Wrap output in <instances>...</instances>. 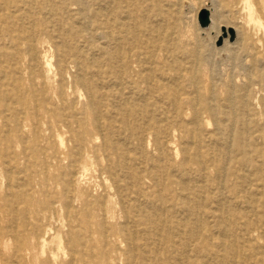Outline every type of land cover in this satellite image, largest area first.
I'll return each mask as SVG.
<instances>
[{"label":"rangeland","instance_id":"obj_1","mask_svg":"<svg viewBox=\"0 0 264 264\" xmlns=\"http://www.w3.org/2000/svg\"><path fill=\"white\" fill-rule=\"evenodd\" d=\"M31 1L0 0V48L5 49V55H0V187H5L2 197L11 199L8 186L12 179H16L17 198L30 200L33 195L29 217L23 205H15L19 214L15 226L21 228L27 221L34 224L37 218L42 221V227L53 229L54 232L47 235L48 240L57 236L64 241L76 239L87 254L95 251L101 255L107 246L99 240L102 228L98 226V216L106 212L107 231L113 234L114 229H118L121 235L130 237V241L115 239L116 247L126 259L119 264H159L156 259L160 258L158 251L165 264H263L264 0H146V7L133 11L130 23L134 24L135 20L136 24L145 22L152 27L154 21L162 31L165 30L161 37L164 43L159 44L162 51L156 62L172 61L166 73L176 78L183 75L184 88L189 91L195 86L189 84L188 78L198 69L201 92L208 103L213 96L211 91L215 92L219 101L214 106L223 112L220 130L208 114L202 115V127L197 128L193 107L189 104H177L153 93H145L133 101L112 97L108 84L102 83L92 70L97 60L105 64L108 58L94 54V48L104 41L90 35L76 40L72 34L62 32L60 41L66 45V53L58 56L52 41L61 34L64 26L60 28L57 18L38 16L39 9L44 6L43 0H38L35 6ZM85 1L93 11V0ZM114 2L111 21L118 18L116 3L120 0ZM79 9L70 6L71 18ZM203 10H208L214 17V28L210 25L201 27ZM80 19L73 23L78 24L79 31L84 34L85 30L80 28L83 19ZM120 19L127 22L123 17ZM34 22H40L39 28L45 31L30 36V31L25 32L22 25L29 26ZM224 29H233L236 37L232 43L226 39L218 45ZM171 34L173 36L169 37ZM217 36L219 38L215 40ZM30 38L35 41L40 60L35 67L27 54L30 50L26 40ZM12 41L17 42V47ZM104 48L105 45L102 51H106ZM74 54L87 68L82 81L93 85L97 92L102 114L99 127L93 123L87 92L74 93L71 89L72 75L77 72L75 65L69 66L71 75L68 77L58 74L57 62ZM16 57L19 60H14ZM197 57L202 61L195 65L192 60ZM8 73L16 77L17 84L24 86L17 92L25 98V104L14 102L13 105L17 114H9L7 107L11 104L3 101L5 90L12 86L6 78ZM174 81L168 83L170 88L177 87ZM230 88L237 100L243 95L248 103L246 111L251 126L243 135L238 124L233 126V121L229 122L223 116L229 111L222 102L228 99ZM33 117L38 122L37 132L32 129ZM16 118L22 121L20 128L14 124ZM122 122L129 129L120 128ZM150 126H153L152 130ZM50 136L53 147L47 141ZM81 152L85 154L84 160L77 165L74 176L68 155L77 157ZM123 158L136 159L129 164L132 168L122 170L120 159ZM43 166L58 174L60 179L69 175L68 184L60 180L52 189L58 196L64 192L77 195L75 216L78 221L72 223L71 228L63 207H57L54 212L44 210L49 198L34 195L35 191L48 188L43 184ZM108 167L114 168L113 174L117 175V182L124 189L121 193L123 206ZM220 168L221 176L217 174ZM181 184L188 187L200 207L191 211L183 209L185 201L181 197ZM134 186L140 190L142 204L136 207H133ZM107 196L110 200L104 202ZM163 204L171 209L163 210ZM44 214L48 215L45 221L41 219ZM87 217L92 223H86L84 219ZM18 234L3 253L0 264H27L28 260L34 259L29 256L21 259L15 255L16 244L28 239L23 229ZM172 242L176 245L173 246ZM130 243L140 247V250H133L132 258L127 255ZM55 248L54 245L46 247V255L42 248H36L37 264H42L50 255L59 260L57 264L69 262V257ZM76 250L80 252L82 248ZM236 250L253 254L254 260L230 258L228 255ZM138 254L144 261L133 258ZM110 256L114 260L117 254L111 252Z\"/></svg>","mask_w":264,"mask_h":264},{"label":"bare ground","instance_id":"obj_2","mask_svg":"<svg viewBox=\"0 0 264 264\" xmlns=\"http://www.w3.org/2000/svg\"><path fill=\"white\" fill-rule=\"evenodd\" d=\"M93 2H94L95 8L93 11H91L89 10V7L86 5L85 0H58V1L43 0L44 6L41 9H39L38 16L41 15V16H50V17L57 18L60 28L62 25L64 26V29L60 31L61 34L57 37L55 36L56 39L52 41V44L57 49L58 56H60L63 53H66V50H65L66 45L62 44V42L60 41L62 39V32H68L69 34H72L71 36L75 37L76 40L81 39L85 35L87 36L90 35V37L93 36L94 38L98 40L104 41V43L99 44L94 48V54L96 56L105 57V59H106V56L108 58L106 59V62L104 61L105 64L97 60L96 65L94 69L92 70L98 74L99 79L102 81V83L106 82L108 84L112 97H115L117 99H125L127 101L129 100L133 101V100L142 98L145 93H153L157 95L158 97H161L163 99H169L170 101L174 103L181 104V105L189 104L191 107H193L194 121H195V125L197 126V128L202 127V115L208 114L214 120L216 128L220 130L221 129V123H220L221 116L220 115H222L223 112H221L214 106L216 105L215 103L218 102L219 100L215 92H212V91H211V96L212 95L213 96L211 98L209 97L211 99V103H208L207 99H205V97L203 96L201 92V88H200L201 83L199 82L200 80L198 77V73H199L198 69L196 73L193 72L188 78L189 84L194 85L195 89L191 88L192 90L191 89L189 91L185 90L184 85H183L185 78L182 74H181L182 76L176 78L175 76H172L171 74L166 73L167 68L172 65L171 60H167L168 63H165V62L157 63L156 62V59L159 56V52L162 51V49H160L159 44L164 43V40L161 37H163L162 33L165 32V30L162 31V29L158 27V23L154 21L152 22L153 24L152 27H148L147 26L148 23L146 24L145 22L136 24L135 20H134V24L130 23V21L133 20L132 16H133L134 9L138 7H142V8L146 7V0H120L119 3H116V13L118 14V18H115L113 21H111L110 16L112 14V8H113L112 5L115 3L114 0H93ZM30 3L34 4L35 6L38 3V0H32ZM71 5L78 6L80 8L78 12L76 13V16L74 13L72 18H71V12H70ZM104 6H106L105 9H104ZM170 7L172 11L173 7L171 5ZM174 11H176V9ZM120 17H123L127 22L125 23L121 21ZM78 18L83 19V23L80 24V21H78V23L80 24V28L85 30L84 34H81L82 31H79L80 30L78 28L79 25L76 23H73V21L78 20ZM261 18L262 17L258 18L259 22L262 20ZM160 22L162 23V21ZM215 23H216L215 19L211 14L210 24H209L210 27L214 28ZM29 24H30L29 26L23 24L22 29L25 32L30 31V36L35 35V34L37 35V33H43L45 31L44 28H41V29L39 28L42 25L40 22L38 23L34 22V23H29ZM202 28H206V27H202ZM223 31H224L225 37L224 36L221 37L218 40V42L222 40L224 43V40L226 39L230 40L232 31L234 32L236 36V33L233 29H230V30L224 29ZM0 36L2 37L1 32H0ZM172 36L173 34H171L169 37H172ZM218 38L219 36H217L215 40H217ZM27 40H26V43L28 45V49L30 50L28 51L27 54L29 55V57H31V60H30L31 65L35 67L39 65L40 63L39 56L37 55L35 46H34L35 41H33V39L31 38ZM12 42L14 46L17 47V42L15 41H12ZM260 42H263V39H261ZM103 45L106 46V48H104L106 51H102ZM74 49H75V46H74ZM0 55L1 56L5 55L4 48H0ZM17 57L14 58V60H19V58ZM198 58L199 57H197V59L195 60H192V63L195 65L200 64L202 60ZM134 59L136 60L135 63L133 61ZM72 64L75 65L77 72L74 75H72L73 83H72L71 89L73 90L74 93H78L80 91L87 92V95L89 98V106L92 109L91 111L93 114V123L95 127H99L101 119H102L101 118L102 114L99 109L97 92L94 91L93 85L84 83L82 81L84 77L86 76L87 68H84L82 66V63L79 60V57L77 56V54L68 56V59L66 60L62 59L57 62L58 74L63 78H65L66 76L68 77V75H71L69 66ZM8 74L6 75V78L12 82L11 84L12 86H10L8 89L5 90L3 94V101L7 100L6 103L9 102V104H11V107L9 106L7 107L9 114H14V113L17 114V112H15L16 109L13 105H14V102L19 105L25 104V102L23 101L25 100V98L19 92H17L21 90V88H23L24 86L21 83H20L21 86L20 84L16 83L17 80L14 75H12L11 73H8ZM172 81L177 82L178 85L176 88H170L168 86V83ZM62 88L64 89V86L61 87V89ZM249 90L248 91L246 90V91L249 92ZM61 96H62V91H61ZM235 96H236L235 92L231 89L229 92L228 99L222 102V104L225 103L227 105L228 110H229L228 113H225V115L223 116H225L229 122L233 121L232 122L233 126L235 124H238L240 127V134L243 135L244 132H247L249 127L251 126V123L248 118L249 113L248 111H246L248 108V103L245 100V97L243 95L240 96L239 100H237ZM202 102H203V105L201 107L200 105ZM149 107L156 109V106L151 105V104H149ZM139 113L142 114V111H139ZM45 114L47 115L49 114V112H46ZM14 124L16 128H20L22 126V121L19 118H16L14 120ZM37 124L38 122L33 117L32 129L34 132H37L36 131V129H38ZM120 128L129 129L128 126L124 124V122L121 123ZM152 128L153 126L152 127L150 126V130H152ZM35 134L37 135L39 133H35ZM38 136L40 138V135ZM221 138H222V135H221ZM51 139L52 137L50 136L47 139V141H48V144H50L53 147L54 144L51 142ZM230 142L232 143V141ZM84 156L85 154H83L82 152L78 154L77 157H73L71 154L68 155V157H70V163L74 169V172L72 173V175L75 176L77 174L76 167L78 164H80L84 160ZM120 161H121L120 167L122 168V170H124L127 168H132V166H130L129 164L132 163V161H136V159H127V158L124 159L123 158V160L120 159ZM244 166L246 165L244 164ZM112 169L114 170V168L108 167L107 171L108 173L113 175V182H114L113 186L120 199V204L123 206L124 198H123V194L121 193L123 192L124 189H122L121 186L119 185V182H117L118 181L117 175L113 174ZM41 174L44 175L43 184L47 186L48 188H44V189L41 188L39 189V191H35L34 195H36L37 197L43 196V197L49 198L47 199V202L44 204V208H43L44 210H48V211L51 210L54 212L57 210V207L58 208L59 206L61 208L63 207L62 209L66 210V214L68 217L67 218L68 226L71 228V224L78 221V219L75 216V213H77L76 206H75L77 202V199H76L77 195L75 194L72 196V195H69L68 192H64L63 194L58 196L56 192L52 189L55 183L56 182L58 183L60 180L63 181L64 184H68L69 175H67L66 178H64L63 176V179H60V176L58 174L51 172L47 167L44 168V166H43V172ZM217 174L221 176L222 174L221 168L219 169V171L217 170ZM17 185H18V180L16 179L14 180L12 179L9 182L8 191H10L11 199H7V200L2 197V193L4 192L5 187L4 186L0 187V260H2L3 253L10 248V245H11L10 242L14 240L16 235L19 236L18 231L23 229V231L27 234L28 239L27 240L25 239V241L20 240L16 244L15 255H17L21 259L27 258V256H29L30 259L34 258L31 260H28L27 264H37L38 263V253L35 254L34 252L36 251V248L38 247L42 248L41 249L42 253L46 255L44 251L46 250V247H49L50 245H54L56 247L55 250H57L58 252H62L69 257V262H67L66 264H116V261H118L117 264H119V262H123V260L125 259L124 254H122L119 248L116 247L115 239H119V242H121L120 240L130 241V237L128 235L127 236L126 235L123 236V234L121 235L122 232H120V230L118 229H114L113 234L107 231L108 228L106 227V224H107L106 220L108 217V213L106 212L102 216H98L99 217L98 226L102 228V232H100L99 240H103L107 246V249H105L101 255L99 253H96L95 251H92V253L87 254L85 252V249L78 243L76 239L67 238L66 241H64L62 237L57 236L55 238L52 237L51 240H48L47 235L48 236L51 235L50 233L54 231H52L53 229H49V228L46 229L42 227L41 225L42 221H40L37 218L34 224H31L29 221H27L21 228H17L15 226V222L17 221L19 214L16 210V207H18L19 205H23L25 207V211L28 216L30 213L29 208L33 205V195L32 197H30V200L28 199L22 200L21 198H17L16 191H15V188H18ZM181 186H182L181 187V191H182L181 197L185 201L183 209L185 211H187L188 209L189 211H191V209L200 207L199 204L197 205L198 201L195 198H193L188 187L182 184ZM198 187L201 189L205 188L204 186H198ZM48 189H50L51 191H49ZM241 189L242 188H240V190ZM133 193L135 195L133 207H136L137 205H142L140 201V190L136 189V187L134 186ZM106 200H110V197L107 196L104 199V202ZM16 204L18 205L15 207ZM162 208L163 210L168 211L171 209V206L163 204ZM48 211H43V212L45 213ZM202 215L204 216V213H202ZM47 216L48 215L44 214L41 216V219H44L45 221ZM84 220L86 221L87 224L92 223L89 217L85 218ZM51 227L53 226L51 225ZM58 235H61V234H58ZM171 244L173 246L176 245L173 242ZM77 247H81L82 251L77 252L76 250ZM138 248L140 250L139 246H137L134 243L131 244L127 255H130L132 258L133 250L138 249ZM111 249H112L111 252H115L117 254V257H114V260H112V257L110 256L111 252L109 250ZM158 254L160 256V258H156L158 263L165 264L163 263V260H162V257L159 251H158ZM61 255H58V256L61 257ZM228 256L230 258L232 257L238 260H242V259L246 261L254 260L253 254L250 255L245 252H241L239 250L232 251L231 254H229ZM136 257L134 256L133 258L138 259V262L142 260L144 261V258L141 259L140 254H138ZM57 260L55 259L54 256L50 255L49 258H47L45 261L42 262V264H57ZM166 261L168 263L169 261L168 257ZM180 262L182 263L183 260Z\"/></svg>","mask_w":264,"mask_h":264},{"label":"water","instance_id":"obj_3","mask_svg":"<svg viewBox=\"0 0 264 264\" xmlns=\"http://www.w3.org/2000/svg\"><path fill=\"white\" fill-rule=\"evenodd\" d=\"M209 24H210V13L207 11V10H203L202 12H201V14H200V25L202 26V27H207V26H209ZM225 37V36H224ZM235 34H234V32L232 31L231 32V37H230V41L231 42H233L234 41V39H235ZM222 40H220L219 42H218V45H221L222 44Z\"/></svg>","mask_w":264,"mask_h":264}]
</instances>
